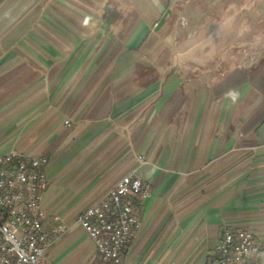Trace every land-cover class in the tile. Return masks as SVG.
Here are the masks:
<instances>
[{
    "label": "crops",
    "instance_id": "1",
    "mask_svg": "<svg viewBox=\"0 0 264 264\" xmlns=\"http://www.w3.org/2000/svg\"><path fill=\"white\" fill-rule=\"evenodd\" d=\"M12 151L50 159L56 263L93 264L77 217L135 170L151 194L126 264H208L226 229L264 244V0H0Z\"/></svg>",
    "mask_w": 264,
    "mask_h": 264
},
{
    "label": "built area",
    "instance_id": "2",
    "mask_svg": "<svg viewBox=\"0 0 264 264\" xmlns=\"http://www.w3.org/2000/svg\"><path fill=\"white\" fill-rule=\"evenodd\" d=\"M178 24L188 26L185 13L179 14ZM245 58L246 65L258 56L250 53ZM138 158L145 162L143 155ZM49 162L47 156L27 157L16 151L0 155V264H63L48 257L52 246L70 230L61 222L46 224L44 192ZM150 194V184L135 170L78 215L76 223L85 229L97 250L93 264H126L124 248L132 242L140 224L133 198ZM251 261L264 264V244L249 229H226L208 264Z\"/></svg>",
    "mask_w": 264,
    "mask_h": 264
}]
</instances>
